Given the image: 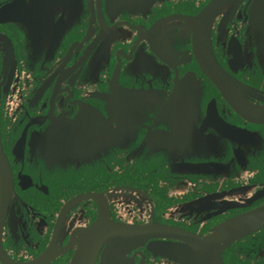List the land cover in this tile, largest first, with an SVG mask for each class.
<instances>
[{"label":"flooded vegetation","instance_id":"obj_1","mask_svg":"<svg viewBox=\"0 0 264 264\" xmlns=\"http://www.w3.org/2000/svg\"><path fill=\"white\" fill-rule=\"evenodd\" d=\"M0 145V264H264V0H0Z\"/></svg>","mask_w":264,"mask_h":264},{"label":"water","instance_id":"obj_2","mask_svg":"<svg viewBox=\"0 0 264 264\" xmlns=\"http://www.w3.org/2000/svg\"><path fill=\"white\" fill-rule=\"evenodd\" d=\"M0 149H1V145H0ZM263 214H264V209H261V210L257 211L254 214L252 213L251 215L244 216L242 220H239V219L236 220V219H234L232 222H229V223L225 224L222 227V231L227 230L228 235L231 236V237H233L234 235L241 237V236H243V235H245L247 233V230L248 229L251 228L250 227V223H252V220L253 221H256ZM239 222L240 223L242 222V224L238 228V230H236L237 229V224ZM96 227H97V225L93 226L91 228V230H94ZM72 264H77V261H74V263L72 262Z\"/></svg>","mask_w":264,"mask_h":264}]
</instances>
